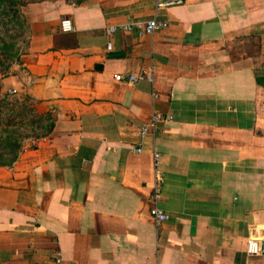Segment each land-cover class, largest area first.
<instances>
[{
  "label": "crops",
  "instance_id": "1",
  "mask_svg": "<svg viewBox=\"0 0 264 264\" xmlns=\"http://www.w3.org/2000/svg\"><path fill=\"white\" fill-rule=\"evenodd\" d=\"M23 12L24 70L0 86L49 127L0 164V264H264V0ZM152 19L168 26L108 33Z\"/></svg>",
  "mask_w": 264,
  "mask_h": 264
},
{
  "label": "rangeland",
  "instance_id": "2",
  "mask_svg": "<svg viewBox=\"0 0 264 264\" xmlns=\"http://www.w3.org/2000/svg\"><path fill=\"white\" fill-rule=\"evenodd\" d=\"M15 1L19 4L0 2V61L3 64H0V85L4 77L24 70L22 58L28 44L29 28L23 11L29 2L36 0ZM34 108V102L28 97L2 92L0 86V155L12 150L19 142L23 148L47 131L49 122L38 116ZM0 160L8 163L11 155H2Z\"/></svg>",
  "mask_w": 264,
  "mask_h": 264
},
{
  "label": "built area",
  "instance_id": "3",
  "mask_svg": "<svg viewBox=\"0 0 264 264\" xmlns=\"http://www.w3.org/2000/svg\"><path fill=\"white\" fill-rule=\"evenodd\" d=\"M155 2L158 8H171V7L182 5L186 3L187 0H155ZM167 26L168 24L166 22L157 21V20L152 19L149 21H138L135 23H128L120 27L110 26L108 28V33H114L117 30L121 29L124 31L136 30L140 35L154 34L157 31L165 29ZM61 27L64 32L74 31V25L70 19H63L61 22ZM108 48L111 49L110 44L108 45ZM115 78L117 81L128 80L129 82H132V83L137 81L136 77L131 76V75L125 78L124 75L117 74ZM154 120L155 121L160 120V117H155ZM34 145H36L35 142H34ZM160 195H161V188H160L159 177H158V180H157V183L154 189V195H153V202L155 203V206H153L150 210L151 215L154 217V219L156 220L158 224H161L170 219V215L164 212L162 209H160L156 204L160 198ZM248 253L250 255L264 254V239L250 240L248 243Z\"/></svg>",
  "mask_w": 264,
  "mask_h": 264
},
{
  "label": "trees",
  "instance_id": "4",
  "mask_svg": "<svg viewBox=\"0 0 264 264\" xmlns=\"http://www.w3.org/2000/svg\"><path fill=\"white\" fill-rule=\"evenodd\" d=\"M0 2H5V0H0ZM6 2H8V3H10L11 5H13V4H16L17 5V1H15V0H6ZM19 4V3H18ZM12 10V11H14V13H16L17 11L16 10H14V9H12V8H10L9 7V10ZM13 17H14V15H12ZM12 47V46H11ZM17 54H19L18 52H16V55ZM0 64L1 65H3L2 64V62L0 61ZM39 137V136H38ZM20 143V142H19ZM15 144V147L12 149V150H10V151H6V152H4L6 155H11V161L10 162H2L1 160H0V164H4V165H11L13 162H15L16 161V159L18 158V156H19V154H20V152H21V150H22V148H21V143L20 144ZM19 145V146H18ZM3 152H1V155L0 156H2V155H5V154H2Z\"/></svg>",
  "mask_w": 264,
  "mask_h": 264
}]
</instances>
